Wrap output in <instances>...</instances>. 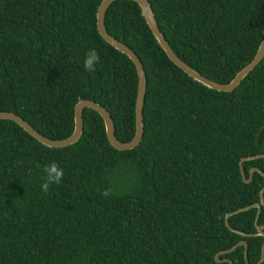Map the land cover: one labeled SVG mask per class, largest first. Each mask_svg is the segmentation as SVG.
<instances>
[{"label": "trees", "instance_id": "16d2710c", "mask_svg": "<svg viewBox=\"0 0 264 264\" xmlns=\"http://www.w3.org/2000/svg\"><path fill=\"white\" fill-rule=\"evenodd\" d=\"M100 1L0 0V113L58 141L73 131L74 105L88 100L108 113L119 143L132 139L137 76L97 34ZM145 1L173 54L216 84L230 82L264 37V0ZM103 27L143 69L140 141L113 149L86 108L79 139L63 148L0 120V264H264L255 228L264 225V190L255 207L264 56L231 92H217L167 59L136 3L113 1ZM92 48L100 62L88 72ZM53 161L64 179L43 193Z\"/></svg>", "mask_w": 264, "mask_h": 264}, {"label": "water", "instance_id": "95a60500", "mask_svg": "<svg viewBox=\"0 0 264 264\" xmlns=\"http://www.w3.org/2000/svg\"><path fill=\"white\" fill-rule=\"evenodd\" d=\"M115 0H101L95 14V28L97 31V34L100 36V38L107 43L109 46L120 52L121 54L125 55L133 64L136 76H137V91H136V98H135V105H134V134L132 139L127 143H119L113 135V124L112 121L108 115V113L98 104L88 101V100H81L78 101L74 107H73V131L72 133L63 140L58 141H51L44 137H42L40 134H38L35 130H33L25 121H23L20 117L14 115L10 112H1L0 113V120H8L16 124L18 127H20L24 132H26L29 136H31L34 140H36L41 145L47 147V148H63L69 145L74 144L79 139V136L82 131V111L83 109H90L94 112H96L100 118L102 119L103 126H104V132L106 141L112 147L113 149L117 151H127L133 149L138 142L140 141L141 135H142V103H143V94H144V85H145V77L143 73L142 66L135 56V54L128 49L126 46L121 44L119 41L115 40L111 36H109L103 27V18L104 13L107 9V7ZM137 4L140 10V15L142 16L145 24L149 28L152 36L154 37L155 41L157 42L158 46L161 48V50L164 52L167 59L180 71H182L187 77L192 79L193 81L201 84L202 86L214 90L217 92H231L239 83L240 81L248 74L250 73L260 62L262 57L264 56V37L261 40V42L258 45L257 51L253 57V59L242 69H240L232 78V80L226 84H216L211 82L210 80L200 76L193 70H191L188 66H186L183 62H181L171 51V49L166 44L165 40L160 35L156 22L154 20L153 13L147 4L145 0H129ZM248 158L241 159L239 161L240 163L243 160H247ZM252 171H257L255 169H251L250 173ZM245 182H248L246 180ZM259 193V199L260 203L259 205H255L257 208V211L259 210L260 206H263L262 202V191ZM229 215H226V218ZM255 228L257 231V235L261 236L263 238L262 246H261V252H260V260H262L263 257V245H264V234L262 233L263 226H256ZM243 245L244 252L243 257L246 258V245L244 243H239L236 246ZM235 246V247H236ZM235 247L231 248L228 252L232 251ZM225 253V252H224ZM215 261L217 262V258L215 257ZM223 262H228L227 259L223 260ZM258 262V263H259ZM230 264V263H229ZM247 264V263H246Z\"/></svg>", "mask_w": 264, "mask_h": 264}, {"label": "clouds", "instance_id": "9594fccd", "mask_svg": "<svg viewBox=\"0 0 264 264\" xmlns=\"http://www.w3.org/2000/svg\"><path fill=\"white\" fill-rule=\"evenodd\" d=\"M100 62L99 53L95 48H92L87 51L83 66L84 69L88 72H94L96 70V65ZM44 173L46 174L43 177V183L41 184V191L43 193H48L50 191L51 185L60 184L61 181L64 179V169L60 167V165L53 161L44 166L43 169ZM111 189H106L102 191L101 195L104 197H108L111 194Z\"/></svg>", "mask_w": 264, "mask_h": 264}]
</instances>
